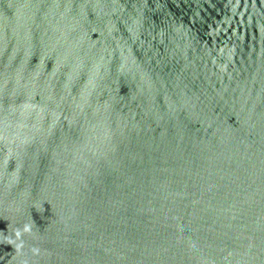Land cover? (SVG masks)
<instances>
[{"label":"water","instance_id":"95a60500","mask_svg":"<svg viewBox=\"0 0 264 264\" xmlns=\"http://www.w3.org/2000/svg\"><path fill=\"white\" fill-rule=\"evenodd\" d=\"M0 264H264V0H0Z\"/></svg>","mask_w":264,"mask_h":264}]
</instances>
